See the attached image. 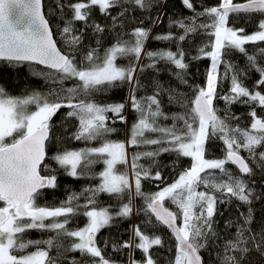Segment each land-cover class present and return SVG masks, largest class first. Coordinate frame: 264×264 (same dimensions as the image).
Returning <instances> with one entry per match:
<instances>
[{
  "label": "snow or ice",
  "instance_id": "6c2138e0",
  "mask_svg": "<svg viewBox=\"0 0 264 264\" xmlns=\"http://www.w3.org/2000/svg\"><path fill=\"white\" fill-rule=\"evenodd\" d=\"M54 12L64 13L65 8L71 16H62L65 20L60 35L63 37L66 51H61L53 38V30L45 17L43 0H0V62L8 67L41 65L47 72L33 73L41 75L58 85L49 88L47 94L34 91L24 96H12L0 86V264H57L50 257L49 251L57 249L58 256L63 243L57 238H49L43 243L45 249L25 253L30 245L40 241H24L21 234L32 230H49L56 237L72 238L65 251L78 252L85 257L87 264H116L106 258L103 248L97 245V235L106 227H110L116 217L128 219L134 214L132 199L143 197L144 213L148 217L143 228L133 225L128 240L111 245L114 252L128 249L131 253L139 250L141 259L129 256L127 264H157L151 250L163 247L162 238L150 234L153 223L170 230L175 239V254L171 264H204L200 255L207 246L210 234L214 235L213 224L217 204H227L235 198L243 205H248L247 214L236 228L235 240L225 245L226 254L219 264H244L250 252L264 256V229L259 234L250 226L254 220V200L264 199V192L254 193L249 186L247 177L252 176L253 169L247 160L241 156V151L250 158L257 159L264 168V152L257 154V148L264 146V118L257 115L256 108L264 111V66L257 63L254 55H248L245 45L264 42V0H220L216 6L197 12L188 23L183 20L174 21V26L183 30V35L173 36L171 32L156 35L158 41H184L186 36L196 33L198 29L208 31L214 38L210 51L204 47L199 49L200 57L211 60L210 70L206 75V85L196 89L189 104H183V113H176L172 119L183 122V127L176 124L171 128L160 127L156 121L160 117L168 119L160 108L158 97L163 89L157 85L155 94L138 98L136 92L140 84L136 79L142 55L146 56L154 66L157 61L171 63L180 72L177 77L183 79V72L188 65L184 62V52L146 51L145 43L149 39L150 29H133L130 38L118 37L114 43L105 48L101 54L99 48H91L82 53V59L77 60V51L82 42L76 32V22H82L84 29L91 27L94 33H103L104 27L90 22L93 9H98L103 16L110 15L113 8L120 9L118 15L127 11L125 5L139 9H147L152 0H75L62 3L55 0ZM183 5L194 11L191 0H182ZM258 14L257 30L253 34L244 33L243 28L229 26V18L233 14ZM201 16L208 18V23H196ZM113 21L117 17L112 18ZM99 43V42H97ZM231 50H237L247 56L249 66L259 74L253 89L246 87L239 79L231 65H224L223 76L219 71L224 63L223 57ZM264 54V48H261ZM127 59L124 66L117 60ZM229 72L232 75L229 77ZM221 79L230 80L229 92L220 96L227 105L242 104L251 108L249 116L251 123L247 128L233 125L230 120L238 117L217 114L213 101L217 99V88ZM71 80L74 84L64 88V81ZM186 83V81H184ZM129 86V102L132 111L138 114L136 122L131 127L127 147L140 145H162L159 150L134 153L131 157V170L134 181L127 173L117 170V165L128 164V153L124 142L107 140L106 137L115 132L112 123L126 122L122 113L125 103L98 104L86 99L96 92L107 91ZM260 89V90H256ZM85 98H81V97ZM173 98L169 90V99ZM67 108L65 115L78 120V128L73 135L77 141L103 142L98 147L81 150L57 151L50 157L57 168L48 175L50 164L47 151L51 143L52 118L62 109ZM112 113L109 117L107 114ZM146 133H159L157 138H149ZM212 138L223 143L224 157L209 159L206 157L207 145ZM163 145H167L163 147ZM162 152H174L177 157L191 158V166L183 170L171 183L154 194L145 195L141 190L142 179L161 180L159 171L154 174L137 161L144 157L154 158ZM102 163L103 171L99 173V184L88 191L83 216L87 218L86 226L77 230L68 229L70 218L78 214L79 205L73 206L78 197L69 196L59 207H41L36 199L45 188L57 186L56 172L79 179L90 175L93 165ZM234 165L238 172L234 173L226 165ZM43 165V169H42ZM219 173V175H216ZM203 186L205 191H200ZM104 193L117 198L127 196L128 202L122 204L115 216L107 208L89 207L95 205V196ZM216 193L220 195L217 196ZM175 205L177 211L170 210L165 202ZM138 214V210L136 212ZM63 217V219H59ZM154 218V220H153ZM49 221V223H45ZM179 222V223H178ZM247 226V227H246ZM246 233H248L246 235ZM105 247H108L105 242ZM20 253V254H17ZM231 253V254H228Z\"/></svg>",
  "mask_w": 264,
  "mask_h": 264
},
{
  "label": "trees",
  "instance_id": "16d2710c",
  "mask_svg": "<svg viewBox=\"0 0 264 264\" xmlns=\"http://www.w3.org/2000/svg\"><path fill=\"white\" fill-rule=\"evenodd\" d=\"M62 3H71L75 0H61ZM194 6V11L187 9L182 0H152L151 5L147 9H139L132 5H125L127 11L123 15H118L120 9L113 8L110 10V15L103 16L98 9H93L92 15L89 18L90 22H95L104 27L103 33H94L91 27L80 31L83 28L82 22H76L74 34H80L82 42L79 45L77 51V60L82 59V53L91 49L99 48L101 54L103 50L111 46L118 37H122L127 40L130 38V34L133 29L145 28L150 29L149 39L145 43L146 51H173L176 52L182 49L184 52V62L188 65L187 69L183 72V79L177 77L175 66L165 61H157L154 66H149L153 62L146 56L142 55V58L137 65L138 69L143 68L142 71H137L136 79H138L140 87L136 92L138 98L151 96L155 94L157 85L163 89L162 94L158 97L160 100L161 111L169 117L165 119L160 117L156 123L160 127L171 128L174 124L177 127H183V122H177L172 119L176 113H183L186 109L183 104H189L193 99L196 89L204 87L206 85V75L210 70L211 60L207 57H200L199 49L205 48V51H210L211 43L214 38L208 34V31L204 29H198L196 33L186 36L184 41L179 40H167L158 41L153 39L156 35L167 34L171 32L173 36L183 35V30L174 26V21L183 20L188 23L189 19L194 17L197 12L203 9L216 6L220 3V0H191ZM234 2H244V0H234ZM43 8L45 17L49 20V24L53 30V38L57 43V47L60 50L66 51V45L63 37L60 35L62 26L65 20L62 16L69 17L71 12L65 8L64 13L60 14L54 12L56 9L55 0H43ZM113 17H117L115 22ZM260 16L258 14H239L236 18L235 14L229 18V26L234 28H243L242 34H253L257 30L258 21ZM206 16H201L196 19V23H208ZM99 42V43H97ZM248 55H254L257 58V63L264 66V54L261 53V48H264V42H257L256 44L245 45ZM224 63L220 66V73L223 76L224 65H231L232 68L238 72V79L249 89H253L255 81L258 79L259 74L255 69L249 66L247 56L240 53L237 50L229 51L223 57ZM129 63L127 59L117 60V64L126 66ZM47 72V70L38 68L32 65H23L18 67H8L3 62H0V86H2L6 92L12 96H24L31 94L34 91H38L43 94H47L49 88H56L58 85L53 84L46 77L41 75H35L33 73ZM229 77L232 72H229ZM186 81V83L184 82ZM74 84V81H64L63 87L70 88ZM230 80L221 79L217 88V99L213 101L217 114L224 116L227 112L229 117H238V120H230L233 125H238L241 128L249 127L251 123V117L249 112L251 108L248 105L232 104L227 105L223 100L219 99L220 96L226 95L229 92ZM169 90L173 92V98L169 99ZM260 90V89H256ZM130 90L127 84H123L120 87L111 88L107 91H101L94 93L91 97L86 99L94 100L98 104H113V103H125V109L122 113L127 117L126 122L112 123L109 120V127H114L115 132L109 134L106 139L111 141L124 142L128 153L129 163L117 165V170L130 173L132 180V170L130 167L131 157L134 153H143L147 151L159 150L162 145H140L139 147H127V141L130 137L131 127L136 122L138 114L132 111L129 102ZM85 98V97H81ZM68 111L67 108H62L52 118V136L53 139L48 145L47 151L49 158L45 163L50 164L51 168L45 172L42 171V175H48L52 172V169L57 168L55 163L51 161L50 157L57 151L64 150H81L84 148L98 147L103 141H77L73 139V135L78 128V120L76 118H69L65 115ZM257 115L264 118V111L259 107L256 108ZM109 117L112 113L107 114ZM149 138L159 137V133H146ZM167 145H163L166 147ZM257 154L264 152V146L257 148ZM223 143L222 141L212 138L206 151V157L209 159H218L224 157ZM249 166L253 169V175L247 177L249 186L254 190V193L258 194L264 192V168L261 167L260 162L257 159L250 158L248 154L241 151ZM139 165L149 169L153 174L159 171L162 176L161 180L142 179L141 190L145 195L154 194L159 191L160 188L171 184L178 175L185 169L191 166V159L187 157H177L174 152H162L160 155L150 158L144 157L137 161ZM234 173L238 170L232 165H226ZM43 169V165H42ZM104 165L98 163L92 166L90 175L84 176L79 179H75L63 174V170L60 169L56 172L57 186L55 188H47L41 191V194L37 197L36 203L41 207H59L67 200L69 196H77L78 199L73 201V206L79 205L78 214L70 218V222L67 227L70 230L81 229L86 226L87 218L83 216L84 205L88 203L87 197L91 196L90 189H94L100 182L99 173L103 171ZM219 175V173H216ZM200 191H205L203 186L200 187ZM219 196V193H216ZM96 204L89 207L107 208L114 216L119 211L122 204L128 202L127 196L117 198L115 196H109L101 193L95 196ZM166 206L170 210L177 211L175 205L170 202H165ZM145 206V200L143 197H135L132 199V207L134 214L128 218L123 219L116 217L110 227H106L100 231L97 235V245L104 250L106 258L113 260L116 264H127L129 256L133 255L137 260L141 259L142 254L139 250L131 253L128 249H122L119 252H114L111 245L113 243H122L128 240L133 225H140L142 228L148 217L145 215L143 209ZM251 207L254 209V220L250 226L251 230L259 234L261 229H264V199L254 200ZM248 205L241 204L235 198H232L227 204H217L216 215L214 216L213 230L214 235L210 234L211 238L207 241L205 249L201 250L200 255L203 258L204 264H219L220 258L226 254L225 245L235 240L236 228L243 221V214H247ZM138 210V214H136ZM63 219V217L59 218ZM154 220V219H153ZM49 223V221H45ZM179 223V222H178ZM247 227V226H246ZM152 230L150 234L158 235L162 238L163 247H154L151 250L153 259L157 264H171V260L175 254V243L171 235L162 228L159 224L153 223L149 226ZM248 233H246L247 235ZM24 241H40L37 245H30L25 253L34 252L37 248L45 249L47 246L44 241L49 238H57L63 243V247L59 250L61 255L58 256V250L53 248L49 251L50 257L56 260L57 264H87L85 257H82L78 252L65 251L70 246L72 238L56 237V233L45 230L32 229L21 234ZM107 242L108 247H105ZM20 254V253H17ZM231 254V253H228ZM244 264H264V256L259 255L257 252H250L244 261Z\"/></svg>",
  "mask_w": 264,
  "mask_h": 264
},
{
  "label": "water",
  "instance_id": "95a60500",
  "mask_svg": "<svg viewBox=\"0 0 264 264\" xmlns=\"http://www.w3.org/2000/svg\"><path fill=\"white\" fill-rule=\"evenodd\" d=\"M32 66H36V67H38V68H41V69H44V70H47V69H45L43 66H41V65H32ZM48 71V70H47ZM231 165V164H230ZM233 167H235L234 165H232ZM236 168V167H235ZM237 169V168H236ZM238 170V169H237ZM47 188H45V189H42L41 191H44V190H46ZM154 219V218H153ZM162 228H164L170 235H171V237H172V239H173V241H174V243L176 244V242H175V239H174V237L172 236V234L170 233V230H168L167 228H165L164 226H162V225H160Z\"/></svg>",
  "mask_w": 264,
  "mask_h": 264
},
{
  "label": "rangeland",
  "instance_id": "374dc122",
  "mask_svg": "<svg viewBox=\"0 0 264 264\" xmlns=\"http://www.w3.org/2000/svg\"><path fill=\"white\" fill-rule=\"evenodd\" d=\"M210 59V58H209ZM127 150V149H126ZM189 158V157H187ZM191 159V158H190ZM120 165V164H119ZM128 166V164H126ZM130 180H132L130 173H128Z\"/></svg>",
  "mask_w": 264,
  "mask_h": 264
}]
</instances>
